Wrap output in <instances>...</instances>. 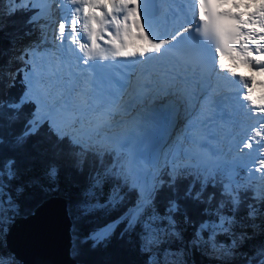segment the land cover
I'll use <instances>...</instances> for the list:
<instances>
[{"label":"snow or ice","instance_id":"obj_1","mask_svg":"<svg viewBox=\"0 0 264 264\" xmlns=\"http://www.w3.org/2000/svg\"><path fill=\"white\" fill-rule=\"evenodd\" d=\"M227 2L228 0H194L195 24L189 20L171 33L170 39H164L151 35V22L147 20L146 13H141L137 0H69V3L76 7L70 21L61 19L58 22L59 38L63 41L66 31L70 33V42L78 45L79 51L85 56L84 63L87 64L93 55L104 58V49L98 42L101 40L112 47V54L115 57L145 58L161 54L166 50V45L180 43L185 33L195 31L215 40V53L219 57L220 69L234 78L239 77L242 83L241 99L247 102L253 110L264 113V91L259 97L254 95L257 86L264 89V80L257 82L255 79L257 75L264 77V2H260L254 11H240L241 8H252L253 4L237 2H233L226 10H220ZM232 9H237V11ZM17 13L26 17L27 24L40 26L45 15V8L42 7L41 0H11L7 14ZM142 14L145 15L144 22L141 20ZM79 20L84 22L82 27L88 34L90 45L79 42L77 38ZM145 23L148 24V31L145 30ZM28 56L29 53L25 51L19 59L26 62ZM225 56L231 64L225 63ZM241 66L248 68L252 75L245 76L238 73L236 69ZM32 88V78L26 77L24 90L19 95L11 99H0V109L5 110L0 112V128L11 130L10 140L0 135V145H7L12 152H23L30 139L38 135L44 126L55 138L56 144H62L66 139L57 122L45 111L46 105L42 97L34 94ZM255 114H257L256 111L253 112V115ZM17 127L19 131H15ZM252 135L264 140V123H261L258 129L253 130ZM68 143L71 147L79 145L80 142L69 140ZM256 143L259 144V141ZM243 148L249 150L253 148L251 137L243 143ZM260 152L264 155V146L260 147ZM259 163L261 171L264 172V159H260ZM77 166H82L79 161ZM58 172L59 166L56 164H50L42 173L34 171L31 165L21 168L16 155L8 156L0 163V237L8 234L22 214H34L32 210L25 212V203L33 199L38 189L45 193L51 191L50 187H45L43 181H47L50 185L56 184ZM117 175L118 173L112 169L106 168L92 179L88 187L83 189L82 200L78 205L83 215L95 212L97 209L112 212L126 203L127 197L120 194L117 185L111 187L104 203L97 199V194L102 193L105 185L114 180ZM172 182H175V178ZM205 187H207L206 183L201 184L200 189L193 195L190 186L185 195L198 201ZM137 189L136 184L131 186V190L136 192V202L108 224L94 230L88 239L96 243L106 240L120 224L127 225L125 232L133 230L138 224L143 225L149 234H155L161 230L155 224L160 220H167L171 228L175 223L172 214L179 210L176 202L169 201L167 214L161 216L155 210L159 187L154 186L151 190ZM241 199L236 189L224 185L220 207L216 210L219 222L211 218L199 221L198 227L193 230V243L202 239L201 234L213 239L216 230L227 232L226 223L230 226L232 221L229 217L220 215L221 209L225 203H228L235 212L241 205ZM254 200L264 202V190L255 193ZM248 207L251 209L250 215L257 213L256 207L253 205ZM152 242L159 243L160 241L154 239ZM145 250L146 248L141 249V251ZM0 264H18V262L14 258L5 260L0 257ZM147 264H155V261L149 260ZM247 264H264V245L253 253Z\"/></svg>","mask_w":264,"mask_h":264},{"label":"trees","instance_id":"obj_2","mask_svg":"<svg viewBox=\"0 0 264 264\" xmlns=\"http://www.w3.org/2000/svg\"><path fill=\"white\" fill-rule=\"evenodd\" d=\"M9 6L10 3H7L3 8V15H0V65H3L6 57L15 51L13 49L15 38L30 29L25 23V16L19 13L7 14ZM22 90V85L17 81L6 86L5 79L0 80V99H11L19 95ZM3 111L5 110L0 109V112ZM15 131H19V127ZM10 132L9 129L0 128V135L6 140L11 139ZM54 144H56L55 138L44 126L38 135L30 139L23 152H12L7 145H0V163L6 157L16 155L21 168L31 165L36 172L42 173L50 164L59 166L56 184L50 185L47 181H43L45 187H50L52 190L47 193L36 190L33 199L25 203V212L33 210L49 196L63 197L66 200L67 214L71 222L70 256L77 264H147L149 260H154L155 264H247L253 253L264 245V202L254 200V194L248 189H241L240 186L236 192L242 197L241 205L233 212L231 206L225 203L220 212L229 217L232 224L228 226L226 223L228 231L216 233L214 237L216 242L226 244L227 252L230 251L229 255L210 258L207 246L211 242L207 235L201 234L202 239L193 243V230L198 227V222L217 218L215 214L220 207L223 187L226 184L232 186L225 182L219 171L206 177L185 171H176L174 176L169 173L160 176L155 185L159 187L155 200L156 212L161 216L166 215L169 201L173 200L179 206V210L172 214L175 223L171 228L167 220L155 222L161 229L154 238L160 241L158 244L152 242L154 239L150 244L146 243L148 232L140 224L128 232L124 231L126 224L118 225L111 236L96 243L95 247L90 240L82 242V238L117 218L128 205L133 204L136 201V192L132 191L131 186L120 177L122 164L116 162L121 161V157L113 159L109 156L89 155L79 151L76 146L70 147L66 139L64 143L56 144L55 148H53ZM78 161L81 167L77 166ZM106 168L112 169L118 175L105 185L102 193L97 194V199L104 203L111 187L117 185L120 194L126 195V203L112 212L97 209L95 212L83 215L78 207L82 200L81 193L89 186L92 179ZM173 178H175L174 183ZM204 183L207 187L201 192L198 201L185 195L190 186L195 195ZM249 205L257 208L256 217L250 215ZM142 248L146 250L141 251ZM0 257L5 260L13 258L3 244V237H0Z\"/></svg>","mask_w":264,"mask_h":264},{"label":"bare ground","instance_id":"obj_3","mask_svg":"<svg viewBox=\"0 0 264 264\" xmlns=\"http://www.w3.org/2000/svg\"><path fill=\"white\" fill-rule=\"evenodd\" d=\"M57 1L61 7H64L63 13L65 15H67V19L69 18V21H70V18L72 16V14L74 13L76 6L71 5L69 3V0H57ZM260 2H264V0H259L258 3H260ZM137 3L139 5H141L140 0H137ZM258 3L255 2V5L252 7V9H255L256 7H258ZM185 14H188V13H185ZM166 17H167V20H174L173 18L169 17L168 15H166ZM180 18H181V16H179L178 20ZM141 20H142V22H144L145 16L142 15ZM147 20L151 22V35L155 36V37H158L159 35L163 36L165 33H167L169 31V27L166 26L167 24L170 26H174L176 24V22L173 23L171 21H169L167 23L163 22V21H159L157 18H154L153 16L147 17ZM83 23L84 22L82 20L78 21V33L77 34H78L79 42H83V37H82V33L84 31V29L82 27ZM177 24L179 25V22ZM145 30L146 31L149 30L147 23H145ZM84 32L87 33L86 31H84ZM57 36H59V33L57 34ZM84 42L88 43L90 45V40L88 38V34H86ZM98 42L100 43L101 47L104 49V58L93 55V57L88 61V63L85 64L84 63V59H85L84 54L79 51L78 45L73 44L75 51L77 49V52H79L80 56L79 57L76 56L74 59H68L65 62V66H63V68H61V70H60V75L66 74L69 82L72 84V86H74V88L71 89L72 91H71L70 98L72 99L73 97H75L74 102H77L79 107L83 110L87 109L86 108L87 101L91 102V101L103 99L106 97L105 93H101L99 91V86L103 83V82H100V80H99L100 74L97 76L96 79L88 80L89 78L87 77L86 73L84 72L83 66L90 68L91 72L93 74L94 73H101L103 69H105L106 74H107V73H111L113 71V68L110 66V64H108V61L111 59L117 60V58L112 55L113 49L110 45L106 44L103 40L98 41ZM14 52L16 53V50ZM76 66H79V67H77V69L80 73H79V75L77 74V76L71 77L69 75V72L72 70V68H74ZM53 75L55 77V76H57V73L54 72ZM48 76H51V75H48ZM82 76H84V78H82ZM258 77L260 79L264 80V77H261L259 75H258ZM74 81L78 82V84L75 83ZM99 82H100V84H99ZM56 83H57V81H55V85H56ZM122 85H125V84H122ZM232 85L237 86L238 84L233 83ZM114 88H115V85L112 84V87H107V91H112V90H114ZM237 88H239V86H237ZM170 90L171 89L165 87L161 91H158L157 94L155 95V97L156 96L164 97L163 100L158 101L153 106V110L158 115L159 121L155 117L153 110L151 108H149V106L146 104V102H145V104H142L140 106L138 105L137 108L134 110L130 109V111L127 112L126 115L121 114L120 112L117 113L116 114L117 118L128 117V125H121L117 130H110V127L112 126V118L110 116L107 117V124L104 125L102 129H109L110 131L103 134V136L109 137L110 139H113L114 143L111 144L108 141V139H106V138L103 139L101 141V145L96 148V150L94 151L93 154L100 156V157H102V156L111 157V155H113V153L111 152L112 147H114L115 149H119L120 146L125 145L126 148H128L130 146V144L127 145L128 141L133 139V137H135V136H136V139L139 140L141 138L140 134L142 133V131H146L147 134H146L145 138L143 140H140L135 145L134 152L136 151L137 156H138V154H140V157L138 159H136V158L132 159L133 154L131 152L130 164L132 165L133 168L140 167V165L142 164L141 165L142 168H144L146 170L147 169L146 166H152V162L156 163L161 158L160 153H162V152H161L160 148H162L161 145L163 143H161L159 148L158 149L156 148L154 150V152L147 153L146 151H147V145L149 143V141H148L149 137L160 134L161 131L174 132L177 128V122H178L179 117L181 115V109L178 106L179 102L182 99H184V100L189 99V96H190L189 94H187V89L184 86H182V90L179 92L180 96H176V95L170 93L171 92ZM174 90L177 91L176 88ZM120 91H122V89H120ZM262 91H263V89H261L259 86H257V88L254 91V95L259 97V95L261 94ZM241 96H242V88H240L238 92H236L234 95L230 96V98L228 99V102H229L230 107H231V111L230 112L229 111L223 112V114L221 116V118L223 119V121L225 123H228L229 121H233L236 123V125H238L239 129L244 127V123L240 119H238L239 113L241 111L239 104L243 103L245 105H248L247 102H245L241 99ZM119 99H121V98H119ZM85 100H87V101H85ZM130 103H132V100H129L127 104L130 105ZM89 106H91L92 110H95L94 112L97 113V115L104 114L103 111L100 112L99 110L92 107L93 106L92 104ZM129 108H130V106H127L125 111ZM254 111L257 112L258 123L257 124H250V125H255V126L259 127V125L261 123H264V113H258V110H254ZM83 115L85 117L91 118L92 120L96 118L95 114H93V113L89 114L87 111H85L83 113ZM162 115H165V117L163 118ZM97 120L99 121V119H97ZM172 121H175V125L172 128H170L169 124ZM207 121L211 122V121H213V118H204L201 115L196 120L194 125H192L190 130L188 131V135L190 136V138L194 139L197 143H200L203 140V134L207 133V131L204 130V125L206 124ZM101 123H102V120L99 123H93L91 125V128H88L87 131H91V134H92L93 132H95L99 129V126L101 125ZM108 123L110 125H108ZM156 123L158 125H156ZM88 125L89 124L83 123L82 128H86ZM246 127L248 128L249 125H247ZM135 128H138L139 130H136ZM249 128L252 129L253 127L250 126ZM255 129H258V128H255ZM252 133H250L251 134L250 137L253 141L257 142V141L261 140V138L253 136ZM243 142H244V140L242 138H239V140H238L239 145H241ZM146 143H147V145H146ZM89 144H91V145L93 144V139H91ZM145 146H146V150H145ZM108 147H110L109 151H108ZM101 150H102L103 154L99 153V151H101ZM96 152H98V153H96ZM186 152L190 156L196 155L198 153L196 145H194V144L187 145L186 146ZM106 153H107V155H106ZM215 153L219 154L220 151L216 150ZM159 155H160V157H158ZM141 157H143V159ZM145 161H149L148 162L149 164L145 163ZM149 172L147 174L148 176L146 178L144 177L143 182L142 181L140 182L139 177H137L136 183L138 184V182H139V184L142 185L143 190H151L155 186L154 173H152V172L149 173ZM53 207L56 208L55 206H51V208H49L52 216H54L52 213L53 211L55 213L57 212L55 209H52Z\"/></svg>","mask_w":264,"mask_h":264},{"label":"water","instance_id":"obj_4","mask_svg":"<svg viewBox=\"0 0 264 264\" xmlns=\"http://www.w3.org/2000/svg\"><path fill=\"white\" fill-rule=\"evenodd\" d=\"M159 145V138L149 139L147 152ZM55 206L51 214L49 208ZM33 215L20 216L3 237V244L19 264H77L70 256V219L66 200L52 195L40 202Z\"/></svg>","mask_w":264,"mask_h":264},{"label":"rangeland","instance_id":"obj_5","mask_svg":"<svg viewBox=\"0 0 264 264\" xmlns=\"http://www.w3.org/2000/svg\"><path fill=\"white\" fill-rule=\"evenodd\" d=\"M10 1L11 0H7V2L8 3H10ZM4 2H6V0H0V15H3V7H1L2 6V4L4 3ZM18 44H19V41L18 40H16L15 39V42L13 43V49H15L16 50V48H17V46H18ZM17 52V51H16ZM15 53V52H14ZM14 53H12V55L14 54ZM10 60H11V55H9L8 57H6V62L3 64V65H0V80H2L3 78L5 79V83H6V86H9L10 85V82H9V75L6 73V71H8V65L10 64L9 62H10ZM146 134H147V132L146 131H142V133L140 134V136H141V138L139 139V140H137L136 139V136L135 137H133V139H131L130 141H128L127 142V145H129L130 144V146L127 148V150H129L130 152H132V154H133V158L132 159H134V158H136V159H138L139 157H140V154H138V156H137V154H136V151L134 152V150H135V145H136V143H138L140 140H143L144 138H145V136H146ZM83 147H85L84 145H82ZM86 148V147H85ZM89 150H92V149H90V148H88ZM109 149H110V147H108V151H109ZM96 153H98V152H96ZM99 153L100 154H103L102 153V151H99ZM106 155H107V153H106ZM142 159H143V157H141ZM114 159V158H113ZM149 161H145V163H147V164H149L148 163ZM116 164H117V162H116ZM142 165V164H141ZM140 165V167H137L135 170H134V168L132 167V169H130V171H131V175L130 174H128L129 172H128V170H127V168H126V171H125V169L122 167V170H120V177L122 178V180L123 181H126L130 186H132L134 183H133V181H132V177H133V172L135 173V175L137 176V177H139V181L141 182H143V179H144V177L146 178L148 175H144V173L146 172V170L144 169V168H142V166ZM194 171V170H193ZM193 171H191V173L192 174H194V172ZM149 172V171H148ZM150 173V172H149ZM148 174V173H147ZM171 175L172 176H174L175 175V173L174 172H172L171 173ZM262 175V173L259 171L258 172V175H257V177L259 178L260 176ZM158 183V182H157ZM237 183V182H236ZM236 183L235 184H233L234 185V187L236 186ZM138 184H139V182H138ZM140 186H142L141 184H139ZM138 185V186H139ZM226 185H228V184H226ZM139 188V187H138ZM233 188V187H232ZM139 190V189H138ZM254 194L255 193H257V192H253ZM220 215H223L222 213H220ZM215 216L217 217L216 219H215V221L216 222H219V216H217L216 214H215ZM257 215L256 214H254V215H252V217H256ZM227 227V226H226ZM221 231L220 230H216V233H220ZM157 233H155V234H147V239H146V243H148V244H150V242L152 241V239H154L157 235H156ZM208 239H209V241L211 242L208 246H207V250L208 251H210V258H212V257H214V258H217L218 256H224V255H229V252L230 251H228L227 252V246H226V244L225 243H222V242H216L215 240H214V238L213 239H210L209 238V236L207 237ZM81 241H82V239H81ZM83 241H85V240H83ZM82 241V242H83ZM156 244H158V243H156ZM92 245H94L93 243H92ZM228 253V254H227Z\"/></svg>","mask_w":264,"mask_h":264},{"label":"built area","instance_id":"obj_6","mask_svg":"<svg viewBox=\"0 0 264 264\" xmlns=\"http://www.w3.org/2000/svg\"><path fill=\"white\" fill-rule=\"evenodd\" d=\"M85 239H87V238H82V241L85 240Z\"/></svg>","mask_w":264,"mask_h":264}]
</instances>
